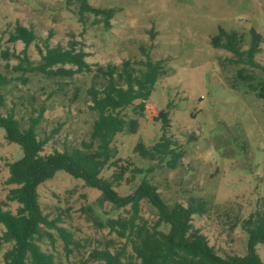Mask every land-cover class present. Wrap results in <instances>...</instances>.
Masks as SVG:
<instances>
[{
    "label": "rangeland",
    "instance_id": "obj_1",
    "mask_svg": "<svg viewBox=\"0 0 264 264\" xmlns=\"http://www.w3.org/2000/svg\"><path fill=\"white\" fill-rule=\"evenodd\" d=\"M94 8L112 9L107 25L92 15L78 19L76 0H0V52L25 53L38 63L36 45L70 43L86 53L91 72L72 78H50L38 73L23 75L5 69L0 55V75L9 83L0 88L4 101L0 114L14 113L20 129L30 118L44 111L36 126L38 139L49 137L41 154L68 151L90 141L95 113L87 90L104 82L96 68L121 66L124 61L144 62L147 58L163 62L161 75L140 117L132 107L120 116L137 120L135 130L116 134L110 144L114 158L100 177L109 179L125 168L124 179L114 186L125 197L145 180L157 190L168 206H186L201 200L206 212L191 218L217 256L247 254V234L242 227L255 212L264 210V100L257 97L264 74L259 68L240 63L225 49L214 48L211 38L220 28L236 31L248 45L250 29L262 38L255 56L264 65V0H88ZM28 27L36 41L24 47L9 43L15 23ZM10 59L9 65L17 64ZM135 67H140L138 64ZM18 77H26L22 84ZM135 103H138L136 101ZM166 113V136L174 140L182 159L176 169L164 163L144 160L134 152L136 143L150 147L163 134L159 115ZM23 156L17 144L8 143L0 128V208L16 213L18 204L6 196L15 185H7L8 165ZM111 162H113L111 165ZM134 171V172H133ZM38 203L49 220L59 218L73 244L64 248L55 230H48L52 242L37 241L43 252L51 253L57 264H100L94 251L120 252L124 264H139L131 256L125 239L104 225L110 219L129 216V207L117 209L101 199V193L80 179L62 171L37 188ZM140 218L152 225L157 212L146 201L140 203ZM166 231L165 226L161 227ZM4 231L0 225V234ZM11 244L0 242L2 255ZM255 251L264 264V243Z\"/></svg>",
    "mask_w": 264,
    "mask_h": 264
},
{
    "label": "trees",
    "instance_id": "obj_2",
    "mask_svg": "<svg viewBox=\"0 0 264 264\" xmlns=\"http://www.w3.org/2000/svg\"><path fill=\"white\" fill-rule=\"evenodd\" d=\"M76 1L79 3L78 19L81 23L86 15H92L107 25L113 16L112 9L94 8L88 0ZM49 40L50 35L46 37L44 46H35L40 56L36 64L24 52L14 55L8 50L1 51L2 59L7 61L5 69L20 75L38 73L46 79L72 78L76 74L91 72L83 49H75L73 43L67 49L61 45L50 47ZM7 41L11 44L21 42L27 47L36 41V35L28 27L16 22ZM261 41L259 33L251 29L246 49H243L244 37L236 31L220 28L211 38L214 48L229 51L238 62L259 68L264 74V65L261 66L255 61L256 54L260 52ZM12 58L18 62L10 66L9 61ZM135 64L140 67H135ZM163 68L161 60L152 61L149 58L140 64L127 60L119 67H97L96 76L101 77L104 82L100 87L91 85L87 90L91 101L89 109L95 113L91 123L90 141L80 142V147L73 148L70 152L55 151L46 156L41 154L43 146L49 140V137L38 139L35 130L42 117L43 107H40L35 118L28 120L24 129L19 128L12 111L5 115L0 114V128L5 131V139L8 143L17 144L23 154L19 160L7 166L9 176L6 184L16 187L9 191L6 199L19 206L14 214L0 208V225L4 228L0 234V242L11 244V248L2 255V264H57L53 255L43 252L37 243L43 237L52 242V235L47 233L48 230H55L64 248L70 251L68 247L73 244L71 233L59 225V218L49 220L38 203V186L50 180L58 171L97 189L101 193V199L117 209L129 207V216L107 220L104 226L127 241L131 247L132 258L139 264H263L255 246L264 243V210L255 212L242 224L247 234V254L221 258L208 246L204 235L191 225L194 215L205 214L203 201L189 200L186 206H168L160 199L154 186L145 180L131 194L121 197L114 190V186H119L124 179L125 168L119 173H113L109 179L100 177L104 167L114 158L110 144L115 135L126 128L132 133L136 127L137 120L127 121L120 116V112L132 107L133 111L142 116L145 102L158 78L163 75ZM18 80L22 84L27 82L26 77H18ZM7 83L9 79L0 75V88ZM256 94L264 100V79ZM3 101L4 97L0 94V106ZM159 117L163 131L160 140L150 147L138 142L133 150L144 160L164 163L174 170L182 159V152L176 142L166 136V129L169 128L166 113H161ZM141 201L152 205L157 212L156 220L150 226L139 217ZM163 226L167 228L166 231L161 229ZM93 254L100 264H124L120 252L101 250L94 251Z\"/></svg>",
    "mask_w": 264,
    "mask_h": 264
}]
</instances>
